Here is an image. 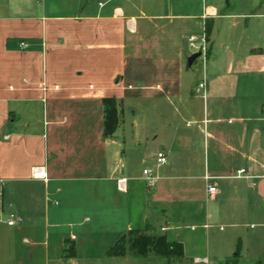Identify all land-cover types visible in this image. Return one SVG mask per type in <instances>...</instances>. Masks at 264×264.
I'll return each instance as SVG.
<instances>
[{
	"label": "crops",
	"instance_id": "1",
	"mask_svg": "<svg viewBox=\"0 0 264 264\" xmlns=\"http://www.w3.org/2000/svg\"><path fill=\"white\" fill-rule=\"evenodd\" d=\"M224 5L190 13L189 0H0V264H132L108 250L131 231L159 230L185 259L210 264L197 250L209 226L243 227L256 215L264 226V38L243 41L264 13ZM208 20L199 93L187 56ZM233 20L246 22L236 41L226 34ZM157 97L186 124L170 127L167 165L142 159L136 169L158 136L138 114L127 126L126 109Z\"/></svg>",
	"mask_w": 264,
	"mask_h": 264
},
{
	"label": "rangeland",
	"instance_id": "2",
	"mask_svg": "<svg viewBox=\"0 0 264 264\" xmlns=\"http://www.w3.org/2000/svg\"><path fill=\"white\" fill-rule=\"evenodd\" d=\"M51 1H66L69 3H74V0H51ZM85 3L88 1L90 3H95L97 5L98 1L104 0H84ZM121 1V0H118ZM135 1V0H131ZM190 3V13H197L202 10L203 7H215L217 4H225L226 10H229L233 14L237 13H245L251 14L253 12L264 13V6L260 8V10H256L258 5L262 6L263 0H189ZM205 7V8H206ZM224 11V12H225ZM223 12V13H224ZM214 13V12H210ZM207 14V11H206ZM240 22L239 26L237 25L234 29L228 30L226 34L231 36L233 41L239 40L242 37H239L238 32L244 29L246 22L244 20H233L231 22ZM207 36L201 32H198V40L195 43V49H192L191 46L188 51L187 60L194 53L199 52V48L202 44L201 39L202 36L206 39L207 50H206V66L210 65V57H209V31H211L209 20L207 21ZM249 30L244 36L243 41H251L256 40L260 41L261 37L264 38V24L262 21H251ZM202 37V38H201ZM201 53V52H200ZM204 59L200 57L196 64L192 68V72L188 75L187 83L189 86L194 88L199 84L200 79H202L203 74L206 71V67L203 68ZM199 86V85H198ZM129 106L134 114L131 113V109L129 107L126 109V124L127 126L132 125L133 116L138 114V121H142L144 125H148L149 133L155 132L157 133L158 139L153 143V146L149 148L148 153L144 155V158L135 165L136 169L142 167V159L151 160L152 162H156V155L159 151L163 150V143L170 142L169 140V131L170 127L173 125H185L186 121H183L177 115H174L175 104L172 100H168L166 98L157 97L151 100H134L130 103ZM110 112L108 115L109 119V129L111 132L115 123L114 114L116 107L110 105ZM227 120L225 123H233L232 121ZM151 152V153H150ZM165 152V151H164ZM166 154V153H165ZM168 164V163H167ZM228 199V197L223 198L222 206H224V202ZM210 200H208L209 202ZM212 203H208L211 205ZM225 209V208H224ZM247 221V220H244ZM249 222L245 224L243 227H235L233 226L229 220H221L220 223L213 224L205 230L206 238L201 241L200 246L197 248L198 252H201V248L208 250V258L210 264H264V226L261 224V219L256 215L254 218H250ZM244 223V222H243ZM251 224L255 226L252 228ZM260 224V225H258ZM207 231V233H206ZM263 233V235H260ZM164 234L163 231H158L157 235ZM256 234V235H255ZM255 235V236H254ZM242 240V248L240 247L239 240ZM241 248V260H237V252L238 249ZM240 250V251H241ZM132 258V264H166L167 261L165 259L158 258L154 255L146 259H137L133 255L129 254ZM197 258H186L182 261L173 264H197L195 262ZM158 260V261H157ZM204 264V263H200Z\"/></svg>",
	"mask_w": 264,
	"mask_h": 264
},
{
	"label": "trees",
	"instance_id": "3",
	"mask_svg": "<svg viewBox=\"0 0 264 264\" xmlns=\"http://www.w3.org/2000/svg\"><path fill=\"white\" fill-rule=\"evenodd\" d=\"M107 121L109 127L108 117ZM129 254L137 259H146L154 255L165 259L167 261L166 264L177 263L185 259L184 247L181 243L170 242L165 235H157L147 231L129 232L120 238L107 252L108 257H125Z\"/></svg>",
	"mask_w": 264,
	"mask_h": 264
},
{
	"label": "built area",
	"instance_id": "4",
	"mask_svg": "<svg viewBox=\"0 0 264 264\" xmlns=\"http://www.w3.org/2000/svg\"><path fill=\"white\" fill-rule=\"evenodd\" d=\"M196 42H197V39H195V38H191L189 40V44H190V46H191L192 49H195L196 48L195 47V43ZM201 42H202V44H201V46H200V48L198 50H199V52H201V54H202L201 57L204 59V62L203 63H205L206 62V50H207V48H206L207 47V44H206L205 37H203L201 39ZM20 48L22 50H26V49L29 48V45L27 43L23 42V43L20 44ZM205 90H206V84L205 83L200 84L199 85V88H198V92L200 93L201 91H205ZM156 161H157V164L159 166H165V165H167L168 159H167V156H166V154H165L164 151H160L159 153H157V155H156ZM41 173L42 172L40 170H35L34 171V175L36 177H37V175L39 176ZM143 176L145 177V180L147 182V185L150 188H153L155 186L156 178L153 176L152 169H145V170H143ZM206 181L208 182V186H207L208 187L207 188L208 196L210 198H213V197H215L217 195V189L212 184H209V179L208 178L206 179ZM127 182H128V179L126 177L122 176L121 178H119L117 180L118 189L120 191H126ZM15 223L16 222L14 220H10L8 222V225L9 226H14ZM195 262L197 264H200V263H204V260L197 258V259H195Z\"/></svg>",
	"mask_w": 264,
	"mask_h": 264
},
{
	"label": "water",
	"instance_id": "5",
	"mask_svg": "<svg viewBox=\"0 0 264 264\" xmlns=\"http://www.w3.org/2000/svg\"><path fill=\"white\" fill-rule=\"evenodd\" d=\"M201 53L200 52H197V53H194L191 57L188 58L187 60V64H188V67H192L194 65V63L201 57Z\"/></svg>",
	"mask_w": 264,
	"mask_h": 264
}]
</instances>
